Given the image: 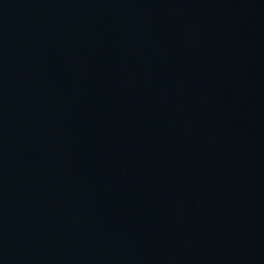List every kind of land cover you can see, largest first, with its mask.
<instances>
[{
  "label": "water",
  "instance_id": "obj_1",
  "mask_svg": "<svg viewBox=\"0 0 264 264\" xmlns=\"http://www.w3.org/2000/svg\"><path fill=\"white\" fill-rule=\"evenodd\" d=\"M0 264H264V0H0Z\"/></svg>",
  "mask_w": 264,
  "mask_h": 264
}]
</instances>
